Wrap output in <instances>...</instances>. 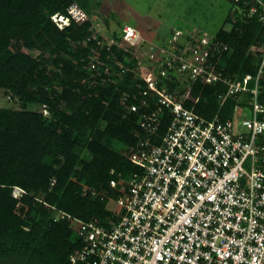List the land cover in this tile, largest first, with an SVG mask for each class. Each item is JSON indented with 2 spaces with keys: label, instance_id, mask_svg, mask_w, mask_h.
<instances>
[{
  "label": "built area",
  "instance_id": "built-area-1",
  "mask_svg": "<svg viewBox=\"0 0 264 264\" xmlns=\"http://www.w3.org/2000/svg\"><path fill=\"white\" fill-rule=\"evenodd\" d=\"M244 4L242 17L264 23V0ZM52 19L60 29L90 22L84 44L93 48L82 81L89 89L120 91L131 78L119 106L140 114L142 131L126 152L140 171L120 180L118 197H109L112 218L84 220L51 206L56 220L75 226L79 246L71 262L264 264V45L257 71L233 79L219 69L230 47L206 30L178 25L151 40L125 23L110 33L78 3ZM220 83L227 90L218 94L217 112L198 113L203 89L195 96V85ZM230 97L236 103L223 118ZM42 112L52 116L47 105ZM114 177L113 188L120 183ZM23 193L16 188L14 195Z\"/></svg>",
  "mask_w": 264,
  "mask_h": 264
},
{
  "label": "trees",
  "instance_id": "trees-1",
  "mask_svg": "<svg viewBox=\"0 0 264 264\" xmlns=\"http://www.w3.org/2000/svg\"><path fill=\"white\" fill-rule=\"evenodd\" d=\"M228 1L229 26L215 36L230 47L219 69L236 79L257 71L264 23L257 16H241L238 7L246 0ZM72 3L77 2L0 0V93L20 103V108L0 106V264H73L69 255L79 246L75 226L56 220L51 206L84 220H107L113 216L109 197H118L120 180L140 171L126 154L142 133L140 114L127 113L118 101L121 91L131 89V78L120 91L89 89V82L82 81L84 59L93 48L84 44L90 22L60 29L52 19ZM79 5L89 14L87 1ZM25 49L41 53L34 56ZM168 87L179 89L171 82ZM226 90L222 83L196 84L195 96L202 91L196 111L214 116L218 94ZM235 103L227 100L223 118ZM32 105H47L52 116ZM113 177L120 182L115 188ZM16 188L25 193L15 197Z\"/></svg>",
  "mask_w": 264,
  "mask_h": 264
},
{
  "label": "rangeland",
  "instance_id": "rangeland-1",
  "mask_svg": "<svg viewBox=\"0 0 264 264\" xmlns=\"http://www.w3.org/2000/svg\"><path fill=\"white\" fill-rule=\"evenodd\" d=\"M81 1L88 2L90 16L110 33L128 23L140 27L151 40L159 38V32L170 33L178 25L196 27L216 35L223 26H229L225 19L231 8L228 0H75L78 4ZM25 52L34 56L41 53L28 49ZM0 106L20 108V103L15 99L9 101L2 91ZM30 109L43 111V106L32 105Z\"/></svg>",
  "mask_w": 264,
  "mask_h": 264
},
{
  "label": "snow or ice",
  "instance_id": "snow-or-ice-1",
  "mask_svg": "<svg viewBox=\"0 0 264 264\" xmlns=\"http://www.w3.org/2000/svg\"><path fill=\"white\" fill-rule=\"evenodd\" d=\"M53 19H55V17ZM61 19H63V18H61Z\"/></svg>",
  "mask_w": 264,
  "mask_h": 264
},
{
  "label": "crops",
  "instance_id": "crops-1",
  "mask_svg": "<svg viewBox=\"0 0 264 264\" xmlns=\"http://www.w3.org/2000/svg\"><path fill=\"white\" fill-rule=\"evenodd\" d=\"M160 33V32H159Z\"/></svg>",
  "mask_w": 264,
  "mask_h": 264
}]
</instances>
